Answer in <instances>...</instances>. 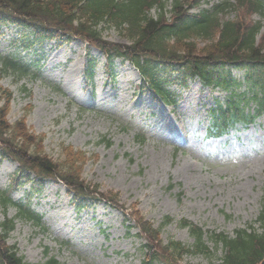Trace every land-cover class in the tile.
Returning <instances> with one entry per match:
<instances>
[{"label": "rangeland", "instance_id": "1", "mask_svg": "<svg viewBox=\"0 0 264 264\" xmlns=\"http://www.w3.org/2000/svg\"><path fill=\"white\" fill-rule=\"evenodd\" d=\"M218 1L203 0V7ZM21 34L14 26L0 29V54L24 62L42 57V74L36 80L16 83L8 77L1 82L13 94L8 119H26V126L43 136L46 155L61 160L63 146L82 150L88 155L82 175L86 184L99 187L100 193L117 194L121 206L140 212L154 227L166 216L174 218L162 231L163 245L170 239L193 244L188 230L179 227L181 220L229 235L255 220L264 198V117L208 140L207 111L216 100H225L224 93L194 81L179 89L175 108H166L137 90L140 77L131 64L119 66L117 61L113 81L105 71V58L97 57L96 50L87 53L82 41L47 42L34 55L22 52ZM104 35L111 45L127 44L115 31ZM91 58L97 67L94 80L87 83ZM78 66L82 73L76 77ZM72 81L73 87L68 86ZM17 168L16 162L0 156V192L11 185ZM35 189L36 181H27L11 196L15 202L31 197L46 230L17 222L9 244L18 247L26 262L45 264L55 257L60 264H141L143 243L124 224L121 212L103 203L77 210L67 189L54 180H47L39 192ZM15 214L10 209L7 216ZM187 261L206 263L201 257Z\"/></svg>", "mask_w": 264, "mask_h": 264}, {"label": "trees", "instance_id": "2", "mask_svg": "<svg viewBox=\"0 0 264 264\" xmlns=\"http://www.w3.org/2000/svg\"><path fill=\"white\" fill-rule=\"evenodd\" d=\"M187 4L188 0H0V24L15 23L24 28L26 49L45 39L74 35L107 54L123 55L139 70L144 86L156 91L165 101L171 95L166 86L175 79L186 83L190 78L199 77L204 85L229 92L225 107L212 111L215 132L211 135H221L236 123L253 121L255 116L249 112L251 104L256 106V117L264 115V23L246 19L248 14L264 18V0H236L235 5L225 3L226 6L213 11L203 10L200 15L189 14ZM232 9L239 15L235 21H226L224 15ZM106 29L115 31L129 44L107 43L103 39ZM199 41L206 44L200 48ZM0 61V81L7 76L17 81L39 76V69L31 75L30 65L10 57ZM231 67L244 70L247 91L241 95L238 91L243 83L233 77ZM22 90L26 91V87ZM12 98V93L0 85L3 158L16 160L20 164L18 175L27 180L35 175L39 185L47 178L59 179L79 196L96 194V188L92 191L82 179L86 154L72 146H63L61 160L46 155L43 136L34 134L26 126V119L9 122ZM102 198L112 204L118 202V195L112 192ZM83 203L86 204L80 201L78 205ZM12 206L16 207L17 214L8 218L7 212ZM0 210L3 213L0 264H28L8 240L18 220L40 226L39 216L29 206L13 203L8 192L0 194ZM132 215L142 226L147 240L146 259L142 264H182L190 256H201L206 259L205 264H264V199L257 219L246 228L235 230L233 236L208 233V242L213 247L205 240L202 229L187 221L180 222V227L188 228L194 238L192 245L172 240L161 245L162 228L172 219L167 217L155 229L140 212L134 211ZM219 249L221 257L217 256ZM47 264L60 263L51 258Z\"/></svg>", "mask_w": 264, "mask_h": 264}, {"label": "bare ground", "instance_id": "3", "mask_svg": "<svg viewBox=\"0 0 264 264\" xmlns=\"http://www.w3.org/2000/svg\"><path fill=\"white\" fill-rule=\"evenodd\" d=\"M74 73H75V76L76 77H79V75L82 73V68L81 67H76L75 68V70H74ZM76 81H72V82H68V86L70 85L71 87H73V85H74V83H75ZM75 91H73V93H74Z\"/></svg>", "mask_w": 264, "mask_h": 264}]
</instances>
